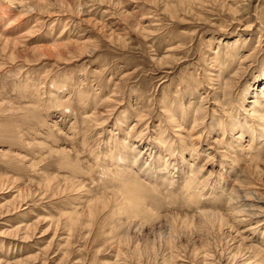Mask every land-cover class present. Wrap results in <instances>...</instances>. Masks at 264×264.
Wrapping results in <instances>:
<instances>
[{"label":"rangeland","instance_id":"rangeland-1","mask_svg":"<svg viewBox=\"0 0 264 264\" xmlns=\"http://www.w3.org/2000/svg\"><path fill=\"white\" fill-rule=\"evenodd\" d=\"M263 117L264 0H0V264H264Z\"/></svg>","mask_w":264,"mask_h":264},{"label":"bare ground","instance_id":"bare-ground-1","mask_svg":"<svg viewBox=\"0 0 264 264\" xmlns=\"http://www.w3.org/2000/svg\"><path fill=\"white\" fill-rule=\"evenodd\" d=\"M195 115H196V117H194L193 118V125H192V128L193 129H195V127L196 126H198L199 124H200V122H199V119L200 120H202V114H201V111L198 109L196 112H195ZM264 118V117H263ZM202 121H204V120H202ZM201 121V122H202ZM263 123H264V120H263ZM256 127V126H255ZM197 128V127H196ZM257 130H261V128L260 127H258L257 126V128H256ZM231 130H233V128L231 127ZM252 140V139H251ZM253 144V143H252ZM133 145V144H132ZM118 157V156H117ZM115 158V157H114ZM133 158H135V156L133 157ZM122 160V159H121ZM137 160V159H136ZM187 189H189V188H187ZM247 194L248 195H251V196H253L254 195V193L253 192H251V191H249V192H247ZM247 194H245V195H241V196H243V198L245 197L246 198V195ZM231 198H234L233 196H231ZM250 206H252V207H255V205H250ZM229 210L232 212V214H230L231 216L232 215H234V213L236 212L235 211V209L231 206V208H229ZM256 211V210H255ZM206 217H209V218H213V219H218L219 217H221V219H223V214L222 213H220V212H215V211H208V212H202ZM256 213H258V211H256V212H252V214H256ZM250 229V226L249 227H247V230H249Z\"/></svg>","mask_w":264,"mask_h":264}]
</instances>
